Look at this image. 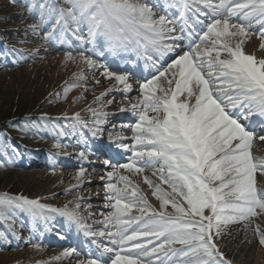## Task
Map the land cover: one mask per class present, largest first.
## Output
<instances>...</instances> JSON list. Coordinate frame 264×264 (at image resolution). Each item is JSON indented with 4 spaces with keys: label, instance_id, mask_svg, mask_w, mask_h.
Instances as JSON below:
<instances>
[{
    "label": "snow or ice",
    "instance_id": "snow-or-ice-1",
    "mask_svg": "<svg viewBox=\"0 0 264 264\" xmlns=\"http://www.w3.org/2000/svg\"><path fill=\"white\" fill-rule=\"evenodd\" d=\"M166 5L162 8L159 0H33L26 6L30 13L39 11L38 22L29 28L37 32L47 23L53 31L70 34L80 42L78 58L87 68H97L93 56L107 52L143 59L157 74L140 84L141 99L131 105L138 122L126 127L134 144L123 143V137L117 143L133 155L107 173L106 199L113 211L98 221L103 230L90 229L67 207L6 193L0 195V220L14 224L20 211L33 218L64 216L94 237L99 254L86 264H231L220 251L225 229L240 223L247 229L254 217L264 215V189L257 187V174L264 177V158L252 151L255 141L264 142V132L254 131L257 123L264 128V59L243 52L244 38L258 34L264 41V0H166ZM254 24L260 29L253 31ZM236 37L241 39L233 47ZM169 54L172 62L158 66ZM76 58L66 53V60ZM102 74L131 91L127 74L114 75L107 68ZM104 115H96L93 136L103 134ZM253 116L261 119L253 121ZM117 168L137 174L155 169L159 184L147 177L144 183L158 207L128 177L119 175L113 182ZM84 172L81 168L77 181ZM73 203L80 208L79 201ZM254 231L264 245V232L258 226ZM0 237L7 239L4 232Z\"/></svg>",
    "mask_w": 264,
    "mask_h": 264
},
{
    "label": "rangeland",
    "instance_id": "rangeland-1",
    "mask_svg": "<svg viewBox=\"0 0 264 264\" xmlns=\"http://www.w3.org/2000/svg\"><path fill=\"white\" fill-rule=\"evenodd\" d=\"M156 2L157 0H154V3ZM32 3L33 0H16V3H13L12 0H0V195L6 193L10 196H24L28 199H38L40 202H45L46 200H42V198L47 195L46 193L54 179L51 177L40 178L34 175L31 172L35 168L45 167L48 172L52 173L60 161H65L73 164L70 168L68 167L69 169L111 171L109 168L90 163V160L100 156L94 152L81 158L85 164L76 163L79 153L83 150L81 146L76 145V142L78 137H82L85 141L95 139V141L108 146V141H114L118 136H113V138L102 142V138L91 134V127L86 123V120H91L100 110L95 114L92 111L87 115L79 114L78 111H72L66 115L57 112L56 108L61 107L62 104L58 99H61L63 90L68 89L70 90L69 94H71V90H77L78 87L86 83L52 84L51 80L55 77L56 72L48 68L50 65L48 66L47 63L48 53H45L47 47L45 38L52 36L58 39L60 35H65L58 29L53 31L51 25L47 23L40 27L37 32H33L29 25L38 22L39 11L35 8L31 13L26 10V6ZM159 3L162 8L167 6L166 1L160 2L159 0ZM154 11L157 12V16L161 14L157 9ZM192 19L194 24L196 18L193 15H191L190 20L192 21ZM195 25L198 26L197 28L200 27L198 23ZM254 35L258 36V34ZM183 43L186 44V41ZM243 52L251 55L245 47H243ZM222 58L225 57L222 56ZM94 59L103 65L99 57ZM104 68L106 67H98L97 73H102ZM107 70L111 71L108 68ZM156 74L154 73L150 77L153 78ZM131 80L140 82L137 78ZM145 80L140 83L145 82ZM96 91L99 89L97 88ZM134 95L141 96V93L135 92L130 96ZM120 98L121 95L116 96L117 101ZM110 99L111 96L104 99L105 103L101 109H106L109 116H119L118 118L126 116L125 113L121 112L122 108L119 107L118 103L113 104V107H108ZM126 119L128 120V117ZM116 123L123 125L122 119L109 121L107 130H111L113 133L129 134L132 137L133 133L129 129L114 130ZM67 124L69 125L68 131H64ZM58 132L62 134L61 140L52 136ZM132 143L134 141L131 140L127 144L132 145ZM117 149L120 150L118 147ZM252 151L258 158H264V149H253ZM72 152L76 154H72ZM38 153L52 158L53 162L48 163L46 161L39 165L34 164L36 161L34 155ZM59 154H65L67 157L58 159ZM125 163L129 162L125 161ZM154 170L153 168H146L142 173L148 175L154 183L159 184V179L153 175ZM97 178H99L97 174L87 178V187L104 188L106 181L96 183L94 180ZM257 181L264 186V177L257 174ZM117 186L123 185L118 184ZM162 187L170 191L167 185H162ZM57 196L63 197L65 195ZM145 196L149 204L158 207L159 202L152 195ZM84 197L82 211L85 212V223L90 229L93 228L92 230H103L104 224L98 223V221H103L104 216L112 212L111 209L102 207L109 203L103 200L106 198V194L101 195L102 199H93L87 195ZM55 208L60 207L55 206ZM77 214L79 215V212ZM133 214L139 215L136 212ZM45 215H52L61 222H68L77 238L71 243L64 242L67 234L58 223L53 221L50 222L52 224L47 225L42 221L44 217L33 218L27 212L20 211L14 224L12 221L0 220V232H4L7 236L6 240L0 237V264H33L27 257L22 256L21 248L28 242L44 246L45 238H50L56 242L45 247H55L59 250L68 249L72 252V257L60 255L63 259L67 257L65 261H71L74 257H80L81 261H86L88 257L99 254L96 245L92 243L94 237L85 236L75 224H70L64 216L58 213H46ZM252 223L256 227L258 226L261 232H264V215L254 217ZM36 224L37 226H34ZM30 228L35 231L33 235L29 232ZM20 240L23 242L13 243ZM107 258L108 256L105 257V259ZM231 264H264V245L255 247L249 258L238 257Z\"/></svg>",
    "mask_w": 264,
    "mask_h": 264
},
{
    "label": "bare ground",
    "instance_id": "bare-ground-1",
    "mask_svg": "<svg viewBox=\"0 0 264 264\" xmlns=\"http://www.w3.org/2000/svg\"><path fill=\"white\" fill-rule=\"evenodd\" d=\"M163 1V0H160ZM149 3H154V0H149ZM190 13V12H189ZM173 14V13H172ZM235 19V18H234ZM260 28V25L257 24L256 26H253V31L258 30ZM70 35V34H69ZM67 37V36H65ZM241 39L240 37L233 38L231 40V44H236L237 41ZM45 41L47 42V47L45 48L46 52L48 53L47 60H48V68L54 70L55 77L52 78V84L59 85L62 83H80L84 82L86 83L83 86L78 87L77 90H71V94H69L68 89L63 90L61 99H58L60 101L61 107H57V112L59 114H68L72 111H78L79 114L87 115L91 113L93 110L96 113L91 120H86V123L91 127V129L94 126L96 115H99L100 113L105 114L103 117H101L104 120V123L101 124L99 127L103 129V134L98 136L102 138L103 140H109L113 138V136L117 137L113 141V144L116 142H120L119 138L123 137V141H125V144L129 143L132 140L131 135L129 134H120V133H113L111 130H107V123L109 121L122 119V123H116L114 130H122V129H129L126 126L134 125L136 122H138L137 116L133 115L131 109V105L138 102L139 99H141L140 95H134L130 96L131 94L135 92H139V86L140 82L144 79V75H141L140 82L131 80V75L127 74L129 77L128 82L132 85L131 91H125L124 86L117 83L115 79H107L102 73H97L98 67L101 66V63H98L97 68L89 69L87 68L78 58V51L80 48V43L77 44L75 41H77L74 37L70 35L66 38L65 41L62 40H56L52 36H48L45 38ZM264 42L259 39V36L252 35L250 37L244 38V46L246 51L254 56L257 60L264 59V49L260 48V44ZM232 44V45H233ZM235 46V45H233ZM89 48H91V45H88ZM68 51H71L74 57H77L75 61H68L65 59L66 53ZM44 57V56H40ZM106 57V61H105ZM111 55L107 54V52H104V54L101 57V60L104 62L102 66H105L106 68L110 69L114 75H124L120 73L119 70H123V67H126L127 71L133 73L130 69H128L127 64L123 63V61L116 62L115 59L110 58ZM166 57V56H165ZM172 60L171 56H168L167 60H164L161 63H158V66H161L163 68H166L169 64V61ZM171 63V62H170ZM133 70V69H132ZM153 73H157V69L152 71ZM149 75V74H147ZM163 79V78H162ZM147 80V79H146ZM97 88L99 91H96ZM96 89V90H95ZM66 91H68V94H66ZM99 93V94H98ZM101 93V94H100ZM104 94V95H102ZM101 96L98 100V96ZM117 95H121V98L116 99ZM107 96H111V99L108 101V107H113V104H119L120 108H122L123 113L126 114V116H121V118H118L119 116H109L107 115L109 112H107L106 109H101L102 106H104V99ZM71 103V104H69ZM107 103V102H106ZM128 117V120L126 119ZM134 121V123H133ZM129 125H126V124ZM69 125L67 124V128H64V131H68ZM72 130V129H71ZM257 135L264 132V128H262L258 123L256 124V127L254 129ZM69 133V132H68ZM92 134V133H91ZM55 139L61 140L62 134L60 132L56 133L55 135H52ZM95 142V143H94ZM134 143H132L133 145ZM76 145L81 146L83 149L82 152L84 153V157L90 155L89 149L92 148L93 145L95 147H99V149L105 148L103 143H99L95 141V139L90 140H83L82 137H78V141L76 142ZM131 146V145H130ZM120 153L116 152L112 156V160L108 165L104 164L105 157L99 158L98 160L92 159L90 160V163L98 164V165H104L105 167L109 168L111 171H113L114 165H122L126 164L125 161L130 162V157H132V152L126 151L125 149L119 148ZM254 150H261L264 149V142H260L259 140L254 142L253 146ZM80 152V153H82ZM75 152H72V154ZM78 157V161L76 163H84L83 160L80 157ZM76 154V153H75ZM132 154V155H131ZM131 155V156H130ZM253 155L257 157V155L253 152ZM35 159L36 161L34 164L39 165L41 163H45L46 161L53 162L52 158H49L41 153H38L36 155ZM67 157L65 154H59L58 159H63ZM85 164V163H84ZM73 165L69 162L60 161L58 165L56 166V169L54 172L50 173L48 170L43 168H38L31 172L34 175L40 177V178H48L51 177L54 179V181L51 183L47 195L42 198V200H46L45 202H41L42 204L51 206V207H60L65 208L69 211H77L79 212V216H81L84 219V222L86 220L85 212L82 211V200L85 199L84 196H89L93 199H102L101 195L106 194L105 187H87V178L92 177L93 175L97 174L99 178H97V182L102 181H108L107 173L110 171H101V170H85L84 177H82L79 181H77L76 176L80 169L74 170L69 169L70 166ZM69 167V168H68ZM22 172V171H21ZM119 175H124L128 177L133 184H136L139 186L142 193H144L147 196H151L152 189L149 187L148 184L144 183V178L147 177L151 180V178L143 173H128L123 168H117V174L113 178V182H115L118 179ZM101 177H104L102 180ZM118 185V184H117ZM119 187V186H117ZM123 187V186H121ZM146 187H149L148 189ZM257 187L264 189V186H262L257 181ZM65 195L63 197H58L57 195ZM150 194V195H149ZM104 201L109 202L106 198L103 199ZM74 201H79L80 208L76 209ZM109 204V203H108ZM102 206L104 208H109L113 211L111 207L108 206ZM99 207V206H98ZM48 218L43 219V223L45 224H52L50 222H56L58 225L62 228L66 234H68L67 241L70 239L75 240L77 238V235L73 232L71 229V225L68 224V222H61V220L56 219L52 215H46ZM42 224V223H40ZM34 226H37L34 225ZM257 227L251 223V225L245 229L244 224H231L228 226L227 229H225V235L222 240L219 241L220 245V251L224 254L227 260L231 262H235L238 257H242L243 259L249 258L250 254L254 250L255 247L261 246L259 243V235L257 234L254 229ZM93 229V228H92ZM29 232L33 235L35 231L30 228ZM23 240L20 241H14V244L22 243ZM44 246L40 244H35L33 242H28L25 244L21 250H22V256L27 257L33 264H81V258L80 257H74L71 261H65L66 258H62L60 255L64 254L68 249L65 250H59V248L55 247H45L46 245H53L55 243L50 238H45ZM13 245V244H10ZM177 247H179L177 245ZM71 256V255H70ZM72 257V256H71ZM59 258V259H57ZM86 264V261H84Z\"/></svg>",
    "mask_w": 264,
    "mask_h": 264
}]
</instances>
